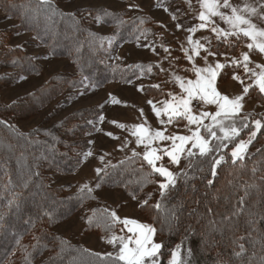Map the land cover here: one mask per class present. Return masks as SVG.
<instances>
[{
	"label": "trees",
	"instance_id": "trees-1",
	"mask_svg": "<svg viewBox=\"0 0 264 264\" xmlns=\"http://www.w3.org/2000/svg\"><path fill=\"white\" fill-rule=\"evenodd\" d=\"M0 12L15 21L0 29V90L44 72L36 55L10 43L15 35L30 34L51 57L64 58L72 66L71 71L56 72L15 98V104L0 102V264H113L112 257L55 231L80 211L85 213L84 234L105 236L116 231L111 211L95 194V189L102 188L117 189L130 199L146 198L138 214L162 237L160 264H169L177 245L186 248L188 255L190 250V264H264V130L243 159L233 163L227 156L215 175L210 156L185 159L180 173L186 171L189 178L180 175L176 187L162 198L156 182L160 178L149 176L142 156H129L103 168L91 192H72L70 184H51V172L72 174L83 164L91 147L88 136L97 131L103 114L100 106L80 107L58 120H53V111L40 126L27 131L16 124L54 103L67 106L80 91L109 84L148 78L155 79L165 94L178 91L177 84L154 62L112 60L113 46L147 43L163 30L160 22L130 9L99 6L65 11L51 0L43 4L41 0H0ZM95 21L110 28V34L98 31L92 24ZM229 39L239 46L228 48L213 37V50L219 43V51L239 56L247 38ZM171 55L176 69L184 71L182 66L188 61L181 49L172 48ZM232 71L231 67L222 70L220 82L228 81ZM239 74L243 75L242 69ZM143 92L153 102L168 98L152 84ZM247 97L264 106L258 91L250 89ZM241 245L244 251L237 257Z\"/></svg>",
	"mask_w": 264,
	"mask_h": 264
},
{
	"label": "rangeland",
	"instance_id": "rangeland-1",
	"mask_svg": "<svg viewBox=\"0 0 264 264\" xmlns=\"http://www.w3.org/2000/svg\"><path fill=\"white\" fill-rule=\"evenodd\" d=\"M51 1L55 2L65 11H74L76 9L86 7L104 6L108 9L116 11L130 9L150 15L164 26L163 30L158 33L157 37L144 44L134 42L113 46L112 60L124 62L137 60L146 62L151 61L165 69L163 73L170 81H172L173 73L178 76L185 77L186 79H195V76L192 72L186 73L183 70L178 71L176 69V66L173 63L172 55L169 57V59L172 60V65H169L168 60L165 59L167 54L163 51L162 46L168 47L171 54L172 48L174 47H179L181 49V45H183L185 48H189L190 45L187 43V37L190 35L192 36L193 40L200 39L201 43H204V37L209 36L207 31L200 30L195 34H192L184 30L200 23V21L197 19V16L202 9L200 8L198 0H191V7H189V4L186 2V0ZM230 3L238 8V11H240L241 15H244L245 18L249 19L252 24L256 25L257 31L264 30V7H262V5H264V0H230ZM246 8L248 9L247 11H242ZM252 8L257 10L256 14L251 13L250 10ZM221 11L230 14V9L222 8ZM173 15H175L176 19H173ZM214 19L221 28L228 27V25L222 22L219 17H215ZM13 24H15L14 20L4 17L2 12H0V29L6 28ZM92 24L103 34L108 35L111 32L110 28L100 24L99 22L95 21L92 22ZM177 24L183 25V28L177 30ZM241 27L246 28L247 25H242ZM241 35L243 34L241 33ZM246 38L247 40L242 44L240 54L243 52H249V49L246 45L248 43H253L250 38ZM260 40H264V37L257 36V41ZM10 43L12 45H22L29 53L36 55L39 58V62L44 66V72L39 76L23 79L11 87L2 88L0 90L1 103H10L18 96L33 90L48 80V78H50L52 74L56 72L72 70V66L68 60L64 58L51 57L47 50L30 34L26 33L15 35L11 38ZM153 49H155V52H153ZM250 55L251 59L255 62L254 64L250 65V67L254 68L255 64L264 63V56L259 55L255 49L252 53H250ZM215 60H219L221 63H223L224 57H209L208 62L214 65ZM196 63L198 67L205 66L204 61L199 57L196 58ZM182 67L183 69H188L191 68V64L187 63ZM256 71H259V69H256ZM219 79L220 77L217 78L216 84L218 86V90L221 93L229 95L230 97L241 94L242 85L239 82L232 80L231 77L226 82H220ZM246 82L253 83L252 80H247ZM149 84H157V81L155 79L140 78L134 81L132 84H109L100 89L91 88L85 91H80L75 98L71 99L67 106L61 108L58 107L56 103H54L37 116H34L33 118L26 121H18L16 123L21 130L27 131L40 126L44 118L53 111L56 112V116L53 120H58L59 118L80 107L98 105L102 109L103 114L98 123L97 131L94 134L88 136V139L91 143V147L88 152H91L92 154L87 157L84 156L83 164L75 173L63 174L57 171L51 172V184L53 186L70 184L72 192L80 190L81 186L85 184H87L90 188H93L94 181L97 176L95 171L97 168L103 169L119 160L133 156L131 149H135L138 153H143V146H136V138L131 134L132 127L139 125L145 117L147 118L148 124L151 126V128L155 129L160 127L156 117L153 115L151 106L148 104L149 99L144 95L143 92V88ZM179 92L180 88L174 93ZM242 103L243 108L240 110V115L234 117V126L237 128L239 135L233 138L232 143H229L227 140H225L224 143L228 144V148L224 149L218 154L224 155L225 158L227 156L231 157L230 152L232 148L241 141L247 142L245 149L241 153L244 158L256 136L262 130H264V106L260 105L257 101L247 96L244 98ZM157 107H161V105L157 104ZM140 109H143L144 116H141L139 111ZM204 110L214 112L215 106L208 105ZM243 116H247V119L242 120L241 118ZM256 120L261 122V126L259 128H257L255 124ZM113 121L116 123H112ZM209 122L210 121L207 120L205 121V123ZM232 123V120L226 121V124ZM242 123L247 124L248 127H242ZM118 124L125 125V127L120 128L117 126ZM184 124H186V121L182 122L179 127L175 125H169V131L176 132L181 135L190 134L184 128ZM193 128H195V126H193ZM253 132H255V136H252ZM108 133H111L112 135H108ZM201 134H203V130ZM218 135H222V133L218 132ZM238 136L241 137L236 139ZM114 137H118V139ZM126 141L129 143L127 147H124ZM212 143H216V141L213 140ZM188 146L190 147V145ZM121 148H123V150H121ZM211 155L213 154H209V156ZM101 157H103V161H101ZM184 161L185 157L181 156L180 164L169 165L170 170L175 173H180L183 170ZM162 163L168 164L167 157L164 158ZM95 194L100 199V202L105 207H107L111 213L115 212L116 216L120 217L121 219H136L142 224L153 226L151 223L143 220L138 214V208L146 200L145 197L130 199L117 189L106 188L95 189ZM84 214L85 213L83 211L77 212L65 222L60 223L55 228V231L69 238L73 242L81 244L99 254L107 255L108 253H115L116 249L113 248L112 244L107 243V240L113 235H125L126 229L125 231H121V229L124 227L123 224L116 222L118 224V229L105 236L84 234ZM128 234L130 235V233ZM154 241L157 243H162V237L156 233L154 236ZM180 258L185 260L186 264H190L188 251L182 245H180Z\"/></svg>",
	"mask_w": 264,
	"mask_h": 264
},
{
	"label": "snow or ice",
	"instance_id": "snow-or-ice-1",
	"mask_svg": "<svg viewBox=\"0 0 264 264\" xmlns=\"http://www.w3.org/2000/svg\"><path fill=\"white\" fill-rule=\"evenodd\" d=\"M46 2L47 0H41L42 4ZM186 2L191 7V0H186ZM198 2L202 9L197 16L200 23L184 30L192 34L200 30H205L211 35L204 37V43H201L200 39L193 40L190 35L187 37V43L190 47L185 48L181 45L184 59L191 64V68L184 69V71L192 72L195 79H186L173 73L172 82L179 86V93L168 92L165 94L163 93L161 85H152V87L159 89L162 94L168 97V99L158 100L155 103L153 100L148 101L160 127L155 129L151 128L145 117L139 125L132 127L131 132L136 138V146H143L144 149L142 154L136 152L135 149H131L132 155L134 157L142 155L143 161L150 168L149 176L155 174L160 178L156 182L158 183L162 198L170 188L174 189L176 187V182L180 175H183L185 179L189 178L186 171L175 173L170 170L169 165L180 164L181 156L187 159L197 155L206 157L209 154H213L210 156L211 174L215 175L216 167L221 162H225V156L218 155L224 149L228 148V144L224 143V141L227 140L229 143H232L233 138L239 135L237 128L234 126V117L240 115L244 98L250 95V89L258 91L261 97L264 98V63L255 64L254 68L250 67V65L255 63L250 55L254 49L259 55L264 56V40L257 41V36L264 37V30L257 31L256 25L252 24L244 15H241L238 8L230 3V0H198ZM222 8L230 9V14L221 11ZM247 10L246 8L242 11ZM250 11L252 14H256L257 10L252 8ZM215 17H219L228 27L221 28L214 19ZM173 19H176L175 15H173ZM242 25H247V27H241ZM176 28L180 30L183 28V25L177 24ZM241 33L244 37H248L253 41V43L246 45L249 52H243L237 57L234 54L229 56L227 52L219 51V43L227 45L228 48L238 47L239 43L234 44L229 37H235L236 41L239 42ZM213 37L219 42L216 46L217 50L215 51L213 50ZM162 47L163 51L167 54L165 59L168 60L169 65H172V60L169 59L171 56L170 49L166 46ZM153 52H155V49H153ZM218 56L224 57L223 63L219 60H215L214 65L208 62L209 57L215 58ZM197 57L204 61V67L197 66ZM151 67L150 65L149 71H151ZM157 67L160 66L157 65ZM229 67L233 69L231 73L232 80L242 85L241 94L233 97L221 93L216 84L218 77L223 79L221 71ZM241 69L243 70V75L239 74V70ZM256 69H259V71H256ZM160 71H165V69L160 67ZM247 80H252L253 83H247ZM13 103L15 104L16 102L13 101ZM157 104L161 105V107H157ZM208 105H214L215 111L209 112L204 110ZM139 111L141 116H144L143 109ZM241 119L246 120L247 116H243ZM206 120L210 122L205 123ZM229 120H232L233 123L226 124V121ZM185 121L184 128L190 134L181 135L169 131V125L179 127ZM112 123L115 124L116 122L113 121ZM255 124L257 128L261 126L259 120H256ZM117 126L120 128L125 127L122 124H118ZM242 127L246 128L248 125L242 123ZM202 130L203 134H201ZM218 132L222 133V135H218ZM108 135L112 134L108 133ZM252 136H255V132L252 133ZM114 138L118 139V137ZM213 140L216 143H212ZM128 143L126 141L124 147H127ZM246 143L241 141L232 148L230 155L233 163L237 159H243L241 153L245 149ZM91 154V152H87L84 155L87 157ZM165 157L168 159V164L162 163ZM100 159L103 161V157ZM191 164L192 161L189 160V166ZM95 171L99 175L102 169L97 168ZM211 183L212 181L210 180L209 184ZM96 187L98 188L99 184ZM85 189L88 192L92 191V188L87 184L81 186V191ZM150 198L151 194H149ZM143 203L147 204V200ZM241 203H243V199H241ZM159 206V204L156 205L157 208ZM45 215H48L51 219V213L46 212ZM111 215L115 222L123 224L124 227L121 231H125L126 229L125 235H113L107 240V243L112 244L113 248L116 249L115 253L107 254L113 258V264H160L161 249L164 245L154 241L156 229L151 225L142 224L136 219H121L116 216L115 212ZM2 221L3 217H0V228L3 227ZM240 249V252L235 253L237 257L243 253V245L240 246ZM169 264H186V261L180 258V245H177L176 249L172 251Z\"/></svg>",
	"mask_w": 264,
	"mask_h": 264
}]
</instances>
